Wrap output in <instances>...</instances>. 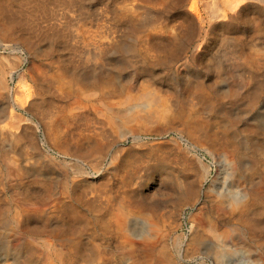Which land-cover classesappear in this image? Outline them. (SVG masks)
I'll use <instances>...</instances> for the list:
<instances>
[{"label":"bare ground","instance_id":"1","mask_svg":"<svg viewBox=\"0 0 264 264\" xmlns=\"http://www.w3.org/2000/svg\"><path fill=\"white\" fill-rule=\"evenodd\" d=\"M263 235L264 0H0V264H264Z\"/></svg>","mask_w":264,"mask_h":264},{"label":"rangeland","instance_id":"2","mask_svg":"<svg viewBox=\"0 0 264 264\" xmlns=\"http://www.w3.org/2000/svg\"><path fill=\"white\" fill-rule=\"evenodd\" d=\"M191 211V209H189V208H186V209H184L182 212L180 211L178 214H176V218L178 219V220H182V222L183 221H185L186 220V216L188 215V213ZM264 236V235H263Z\"/></svg>","mask_w":264,"mask_h":264}]
</instances>
